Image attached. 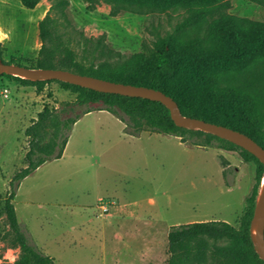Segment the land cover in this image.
Here are the masks:
<instances>
[{"label": "rangeland", "instance_id": "obj_1", "mask_svg": "<svg viewBox=\"0 0 264 264\" xmlns=\"http://www.w3.org/2000/svg\"><path fill=\"white\" fill-rule=\"evenodd\" d=\"M217 12L264 22V6L251 0H223ZM46 14L59 20L76 51L84 50L95 66L150 53L186 17L181 9L116 7L108 0H39L32 9L0 0L5 61L36 62L39 22ZM237 83L264 98V62ZM74 102L75 95L55 82L38 92L0 77V264H11L19 253L5 237L2 206L11 178L26 166L24 131L44 106L63 117L81 113L85 107ZM90 107L73 125L62 157L25 177L12 201L30 243L55 264H166L172 226L214 220L239 225L255 183L253 162L236 151L192 145L191 139L184 144L149 130L130 135L122 120L101 110L102 103ZM102 205L107 211L100 215Z\"/></svg>", "mask_w": 264, "mask_h": 264}, {"label": "trees", "instance_id": "obj_2", "mask_svg": "<svg viewBox=\"0 0 264 264\" xmlns=\"http://www.w3.org/2000/svg\"><path fill=\"white\" fill-rule=\"evenodd\" d=\"M29 9L39 0H19ZM114 6L134 4L159 9H181L186 13L177 31L159 39L147 54L133 55L119 65L95 66L76 51V44L50 14L39 22L41 47L35 63L23 64L16 58L5 61L30 68H59L108 81L145 86L170 96L180 112L192 118L240 131L264 148V98L239 77L254 75L264 62V22L218 13L223 0H108ZM264 6V0H251ZM192 28L186 32L185 29ZM94 52L91 53L94 57ZM88 60V61H87ZM87 61V62H85ZM41 92L48 82L75 95L74 105L84 106L79 114L61 116L56 108L44 106L25 129L28 151L26 166L13 175L2 213L8 224L5 237L18 248L11 264H55L54 259L30 243L18 222L12 203L20 182L46 161L60 159L76 121L93 111L91 103H102L105 110L125 123V130L137 136L146 130L180 138L184 144L209 146L238 152L255 165V183L245 198V208L237 227L225 221H198L172 226L167 234L166 264H264L254 251L249 235L255 201L264 175L263 165L233 143L200 130L174 124L169 110L160 102L102 93L66 82L31 81L10 75ZM248 80V79H247ZM203 137L204 141L196 139Z\"/></svg>", "mask_w": 264, "mask_h": 264}, {"label": "water", "instance_id": "obj_3", "mask_svg": "<svg viewBox=\"0 0 264 264\" xmlns=\"http://www.w3.org/2000/svg\"><path fill=\"white\" fill-rule=\"evenodd\" d=\"M10 75L31 81L54 80L70 83L83 88L102 93L118 94L122 96L145 98L160 102L170 113L174 124L181 128L200 130L227 140L253 155L264 167V148L244 133L223 125L206 122L201 119L185 116L180 112L177 103L160 90L145 86L124 84L78 74L59 68H30L14 63H5L0 59V75ZM249 235L254 251L264 262V175L262 186L258 192Z\"/></svg>", "mask_w": 264, "mask_h": 264}, {"label": "built area", "instance_id": "obj_4", "mask_svg": "<svg viewBox=\"0 0 264 264\" xmlns=\"http://www.w3.org/2000/svg\"><path fill=\"white\" fill-rule=\"evenodd\" d=\"M3 93H7V89H5V90H3ZM101 213H100V215H102L104 212H106L107 211V208H106V206L105 205H102L101 206Z\"/></svg>", "mask_w": 264, "mask_h": 264}, {"label": "bare ground", "instance_id": "obj_5", "mask_svg": "<svg viewBox=\"0 0 264 264\" xmlns=\"http://www.w3.org/2000/svg\"><path fill=\"white\" fill-rule=\"evenodd\" d=\"M29 21V20H28Z\"/></svg>", "mask_w": 264, "mask_h": 264}]
</instances>
